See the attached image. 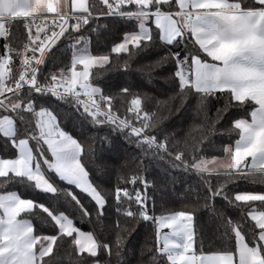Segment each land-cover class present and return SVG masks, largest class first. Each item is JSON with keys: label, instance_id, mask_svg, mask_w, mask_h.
Here are the masks:
<instances>
[{"label": "snow or ice", "instance_id": "6c2138e0", "mask_svg": "<svg viewBox=\"0 0 264 264\" xmlns=\"http://www.w3.org/2000/svg\"><path fill=\"white\" fill-rule=\"evenodd\" d=\"M245 4L246 0H0V135L7 136L17 152L0 157V264H52L57 241L64 236L72 238L77 255H97L101 245L96 237L79 229L67 214L4 190L6 180L19 176L37 189L55 193L47 172L89 196L99 215L112 197L115 239L103 244L109 254L143 225V255L137 264H264V209L255 203L264 202V192L225 193L226 185L241 177L264 181V0H254L257 6ZM102 15L134 17L138 30L125 33L107 52L93 53L90 38L72 34ZM66 34L71 37L69 61L42 77L43 64ZM157 46L166 49L164 56L138 63L135 70L155 78L157 68L174 65L165 79L176 82L175 91L149 96L126 86L108 93L94 83L97 69L132 70L138 52ZM33 93L67 101L91 124L120 131L141 149L134 161L116 169L111 190L95 184L86 166L106 138H76ZM213 97L224 103L210 116ZM246 104L248 115L231 119L229 109ZM186 107L203 117L193 126L200 132L177 139L163 124ZM20 113L26 114L22 118L27 123L22 135L16 129ZM226 118L231 124L219 126ZM218 132L229 137L234 132L238 138L215 146L217 154L206 156L201 147ZM145 157L163 161L166 170L194 172L200 178L199 188L186 190L187 202L180 210L157 208L150 190L158 186L145 175ZM68 194L79 204L75 192ZM216 196L245 209L254 239L241 231L240 222L215 209ZM200 207L209 208L213 223L224 229L218 246L206 249L200 238L195 220ZM36 208L48 214L58 229L55 235L37 231L25 218Z\"/></svg>", "mask_w": 264, "mask_h": 264}, {"label": "trees", "instance_id": "16d2710c", "mask_svg": "<svg viewBox=\"0 0 264 264\" xmlns=\"http://www.w3.org/2000/svg\"><path fill=\"white\" fill-rule=\"evenodd\" d=\"M245 6H257L254 0H246ZM138 30V20L134 17L122 16H100L97 20H92L88 25L81 28L79 33L73 36H86L90 38V50L93 53L107 52L111 45L118 42L125 33H132ZM3 41H0L2 45ZM71 37L68 34L62 37L57 45L49 54L48 59L41 69L43 77L50 71L66 64L71 57V49L69 47ZM157 45L160 41H156ZM166 49L154 47L138 52L133 59V69L125 71L123 68L116 70H107V68L97 69L94 83L104 92H117L123 87H130L137 92H144L151 95H163L173 92L178 85L174 80L165 79L169 72L174 71V65L167 63L156 69L155 78H149L141 72L135 70V65L144 61H154L163 57ZM115 56V54H113ZM27 95V92L24 93ZM36 97V94L33 93ZM36 102L45 107L52 109L57 113L62 127L65 131L70 132L78 139L85 140L90 136L99 134L105 137L104 143H98L96 152L89 158L86 164L91 180L105 190H111L116 184V169L129 161H134L141 152V149L134 143H130L120 131H113L104 125H93L76 112L71 104L67 101H60L55 97H36ZM190 102H194V99ZM224 103L223 99L210 98L209 115H214L216 107ZM250 112L249 105L243 107H233L229 109L231 119L247 116ZM25 113L17 115V132L24 134L27 129ZM203 119L195 112H191L187 107L182 109L176 115L170 117L163 124L165 132H174L177 139L188 137L189 133L198 136L200 130L193 129ZM231 119L220 121L219 126L231 124ZM229 137L223 132H218L211 137L210 141H205L201 147V152L206 156L217 154L215 146L234 142L238 136L233 132ZM17 154L16 149L12 147L7 136L0 135V157H14ZM146 166L145 175L154 179L157 183V190H150L153 201L157 208L165 206L170 209L180 210L183 203H186L184 195L190 186L200 187V178L194 172H184L182 170H166L167 165L163 161L150 160L144 158ZM49 175L57 184L55 193L46 190L37 189L34 184L25 177H12L6 180L4 184L5 191H15L25 198H30L43 204L53 212H65L74 220L77 227L82 230L93 232L100 243V249L96 256H90L87 253L77 255L73 251L71 237H61L57 241L58 252L52 264H93L99 261V264H137V257L143 255L140 251L141 243L144 238V227L138 225L125 242L119 248L113 247L111 254L105 251L103 244H112L115 239L113 230L114 219L116 216L115 207L112 206V197L108 196L104 205L103 215H99L95 202L86 194L81 192L74 185L65 182L56 177L53 172ZM69 190L75 192L79 197V204L68 194ZM264 192V181L253 180L249 177H241L234 182L226 185L225 193L231 196L235 192ZM207 192L204 189L199 195L202 197ZM191 197H189L190 199ZM259 209H264V202H255ZM82 206V207H81ZM215 209H218L225 216L231 217L234 222H240V229L249 239H254V229L252 223L246 219L245 209L237 205H233L223 196H216L214 201ZM82 209H86L90 215H85ZM23 216V214H21ZM213 212L207 207H200L195 213V220L200 238L205 248L209 246H218L222 243L224 237L222 235L224 229L219 228L212 221ZM37 231L45 234L55 235L58 229L50 223V218L46 212L40 208H36L30 217Z\"/></svg>", "mask_w": 264, "mask_h": 264}, {"label": "rangeland", "instance_id": "374dc122", "mask_svg": "<svg viewBox=\"0 0 264 264\" xmlns=\"http://www.w3.org/2000/svg\"><path fill=\"white\" fill-rule=\"evenodd\" d=\"M16 120H17V116H16ZM16 129H17V121H16ZM21 135V134H20ZM5 158H7V157H5ZM2 168H0V174H2ZM55 175H56V177H58V175L55 173V172H53ZM46 175L48 176V178L51 180V182L57 187V184H56V182L54 181V179L49 175V172H47L46 173ZM59 178V177H58ZM63 213H65V212H63ZM66 214V213H65ZM79 228V227H78ZM80 229V228H79ZM82 230V229H81ZM166 231H167V229H165ZM82 231H84V232H89V231H85V230H82ZM91 233H93V232H91ZM93 235L95 236V234L93 233ZM96 237V236H95ZM99 242V241H98Z\"/></svg>", "mask_w": 264, "mask_h": 264}, {"label": "crops", "instance_id": "0c3cea01", "mask_svg": "<svg viewBox=\"0 0 264 264\" xmlns=\"http://www.w3.org/2000/svg\"><path fill=\"white\" fill-rule=\"evenodd\" d=\"M97 239V238H96ZM98 241V240H97Z\"/></svg>", "mask_w": 264, "mask_h": 264}]
</instances>
